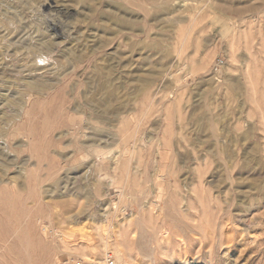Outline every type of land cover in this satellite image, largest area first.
Masks as SVG:
<instances>
[{"label": "rangeland", "instance_id": "374dc122", "mask_svg": "<svg viewBox=\"0 0 264 264\" xmlns=\"http://www.w3.org/2000/svg\"><path fill=\"white\" fill-rule=\"evenodd\" d=\"M109 256L264 264V0H0V264Z\"/></svg>", "mask_w": 264, "mask_h": 264}, {"label": "bare ground", "instance_id": "6f19581e", "mask_svg": "<svg viewBox=\"0 0 264 264\" xmlns=\"http://www.w3.org/2000/svg\"><path fill=\"white\" fill-rule=\"evenodd\" d=\"M46 5H48V4H46ZM175 9L177 10V7ZM119 16H120V21H118L116 24L111 25V28L117 29V31L118 30L122 31V33H123V31H125L126 33H131L132 32V24H133V21H135V20L132 19V17H129L130 15H128V16L125 15L124 16V15L120 14ZM55 21H56V19L52 18V17H51L50 20L46 21V25H47V28L49 30V33H52V35L53 34H57L59 36H63L62 33L59 32L58 26H56V24H55L56 22ZM41 61H42L43 65L47 64V62L45 61L44 57L41 58ZM232 92H233V94H232L233 97L232 98L235 99V95H234L235 91H232ZM125 234H126V228L123 226L122 235H125Z\"/></svg>", "mask_w": 264, "mask_h": 264}, {"label": "built area", "instance_id": "2783aa9c", "mask_svg": "<svg viewBox=\"0 0 264 264\" xmlns=\"http://www.w3.org/2000/svg\"><path fill=\"white\" fill-rule=\"evenodd\" d=\"M103 264H115V262H114L113 258L111 256H109Z\"/></svg>", "mask_w": 264, "mask_h": 264}]
</instances>
